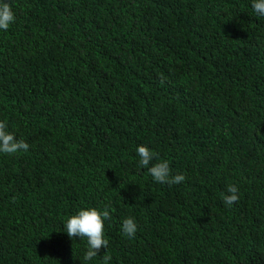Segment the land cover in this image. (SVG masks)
Returning a JSON list of instances; mask_svg holds the SVG:
<instances>
[{
	"label": "trees",
	"instance_id": "trees-1",
	"mask_svg": "<svg viewBox=\"0 0 264 264\" xmlns=\"http://www.w3.org/2000/svg\"><path fill=\"white\" fill-rule=\"evenodd\" d=\"M0 2L15 16L0 30V121L29 146L0 153V264H264L252 0ZM139 145L184 182H155ZM106 205L107 248L85 260L86 237L65 221Z\"/></svg>",
	"mask_w": 264,
	"mask_h": 264
},
{
	"label": "clouds",
	"instance_id": "clouds-1",
	"mask_svg": "<svg viewBox=\"0 0 264 264\" xmlns=\"http://www.w3.org/2000/svg\"><path fill=\"white\" fill-rule=\"evenodd\" d=\"M252 8L259 16L264 17V0H252ZM15 19L12 7L7 2H0V30H7L10 23ZM6 122L0 121V153L12 155L21 151L28 150V144L6 131ZM139 156V164L147 167L149 174L155 182L160 184H178L185 180L183 174H171L169 162L159 159L158 154L150 150L144 145L136 148ZM155 163H151L153 160ZM151 164V166H150ZM238 189L235 185L227 187V194L223 196L224 203L232 205L238 201ZM110 206L106 205L104 210H98L95 207L81 208L75 214L67 217L65 221L66 233L70 238L86 237L87 251L85 252V260H91L97 257L100 249L107 248L108 241L104 238V221L110 219L111 214L108 210ZM122 234L128 238H133L137 231V224L132 217H126L121 225ZM103 264H108L111 256L105 253L102 257Z\"/></svg>",
	"mask_w": 264,
	"mask_h": 264
}]
</instances>
